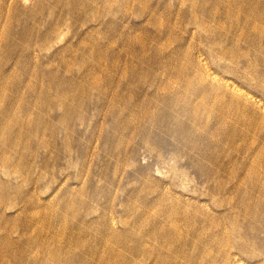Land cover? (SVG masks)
Returning a JSON list of instances; mask_svg holds the SVG:
<instances>
[{
  "label": "rangeland",
  "instance_id": "374dc122",
  "mask_svg": "<svg viewBox=\"0 0 264 264\" xmlns=\"http://www.w3.org/2000/svg\"><path fill=\"white\" fill-rule=\"evenodd\" d=\"M0 264H264V0H0Z\"/></svg>",
  "mask_w": 264,
  "mask_h": 264
},
{
  "label": "bare ground",
  "instance_id": "6f19581e",
  "mask_svg": "<svg viewBox=\"0 0 264 264\" xmlns=\"http://www.w3.org/2000/svg\"><path fill=\"white\" fill-rule=\"evenodd\" d=\"M10 253V252H9ZM12 255V254H11ZM60 257V256H59ZM59 257H58V255L56 254V253H54V251L53 252H51L50 254H49V256H48V258H49V262H57V259H59ZM19 262H20V260H19ZM48 262V263H49Z\"/></svg>",
  "mask_w": 264,
  "mask_h": 264
}]
</instances>
